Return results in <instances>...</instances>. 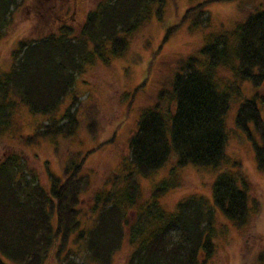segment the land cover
Segmentation results:
<instances>
[{
	"label": "trees",
	"instance_id": "16d2710c",
	"mask_svg": "<svg viewBox=\"0 0 264 264\" xmlns=\"http://www.w3.org/2000/svg\"><path fill=\"white\" fill-rule=\"evenodd\" d=\"M216 1L228 0L198 2L168 30L165 38L180 23H189L191 33L204 32L203 44L181 60L172 88L160 90L155 103L144 109L130 139V165L124 163L122 172L95 192L90 212L82 201L92 186L84 157L64 167V178L51 175L46 185L27 170L20 151L0 158V264H113L123 249L125 264H208L217 253L219 212L248 236L262 202L241 162L226 156L225 118L233 98L243 95V83L259 87L264 82V5L231 28L213 29L208 4ZM18 3L0 0V39ZM164 4L101 0L80 29L63 25L57 33L20 41L11 69L0 74V136L13 132L16 97L32 114L50 116L87 65L104 55L123 56L129 36L150 22L154 11L160 15ZM225 71L231 72V81H224ZM257 98L244 99L239 118L255 124L262 140L255 159L264 171V119ZM68 112V123L56 125L48 118L43 129L25 138L28 144L38 137L70 138L78 124ZM172 157L180 167L215 171L213 203L191 194L167 210L160 199L173 186L169 178L143 195L138 178L154 175ZM81 255L86 259L79 261Z\"/></svg>",
	"mask_w": 264,
	"mask_h": 264
},
{
	"label": "rangeland",
	"instance_id": "374dc122",
	"mask_svg": "<svg viewBox=\"0 0 264 264\" xmlns=\"http://www.w3.org/2000/svg\"><path fill=\"white\" fill-rule=\"evenodd\" d=\"M201 1L165 0L161 14L154 11L153 19L129 36L123 56L108 58L104 55L94 64L87 65L84 73L76 77L72 91L50 116L32 114L16 97L18 105L11 125L13 132L0 136V158L13 150L20 151L27 170L46 185L51 175L64 178V167L72 160L84 157V170L91 177L92 186L83 194L82 201L83 209L90 212L95 192L111 175L121 173L124 163L130 165L129 143L144 109L155 103L160 90L172 88V79L181 60L196 54L202 46L204 32L191 33L189 23H180V28L165 38L185 11ZM99 2L101 0H19L0 39V74L11 69L15 61L11 55L20 41L57 33L63 25L80 29L88 12ZM208 5L211 26L220 29L231 28L242 21L247 13L264 5V0L216 1ZM204 30L207 33L209 29ZM222 75L225 82L233 79L230 71ZM241 87L244 97L233 98L225 118L228 133L224 150L228 159L240 161L249 174L255 185V195L262 202V210L252 222L247 237L223 212H219L215 239L217 253L208 264H260L259 259L264 260V171L258 169L255 159L262 140L252 121L245 124L239 118V107L244 99L257 96L264 119V82L256 87L246 81ZM67 112L78 124L70 138L58 136L52 141L38 137L28 144L25 138L43 129L48 118L56 125L68 123ZM176 162V157H172L154 175L140 176L143 195L148 196L157 183L169 178L173 186L160 199L167 210H175L176 203L191 194L203 195L213 203L215 171L193 165L180 167ZM87 217L90 218V214ZM127 256L123 249L115 255L113 264H125ZM77 259L83 261L86 258L81 255Z\"/></svg>",
	"mask_w": 264,
	"mask_h": 264
}]
</instances>
